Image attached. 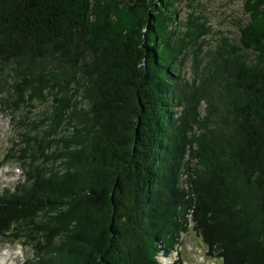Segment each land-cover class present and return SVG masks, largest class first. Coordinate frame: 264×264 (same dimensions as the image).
<instances>
[{"label": "trees", "instance_id": "obj_1", "mask_svg": "<svg viewBox=\"0 0 264 264\" xmlns=\"http://www.w3.org/2000/svg\"><path fill=\"white\" fill-rule=\"evenodd\" d=\"M177 2L0 0V104L16 120L54 98L18 127L24 178L0 192V239L25 241L28 264H158L189 210L210 257L264 264V0L191 81L206 31L176 38Z\"/></svg>", "mask_w": 264, "mask_h": 264}, {"label": "rangeland", "instance_id": "obj_2", "mask_svg": "<svg viewBox=\"0 0 264 264\" xmlns=\"http://www.w3.org/2000/svg\"><path fill=\"white\" fill-rule=\"evenodd\" d=\"M244 6L245 0H178L174 4L171 9L174 10L175 14L172 15L175 21L171 29L176 31V38L179 37V40L184 38L186 39L185 42H188L189 38L187 39L186 33H188L190 25H200L202 30L206 31L205 35L200 39L202 46L199 47L200 49L197 48L200 55L196 61L201 63L195 65L194 62L196 61L193 59L195 57L194 49L189 50L190 54L185 60L182 59L181 75L185 79L193 80L196 73L199 74V77L203 72L204 66L214 68L212 55L217 47L221 46L222 41L238 43L240 31L249 21V15L245 12ZM194 66L197 68L194 69ZM52 92L56 93L57 90ZM45 95L46 103L39 101L32 105L20 104L17 106L12 101L9 107H14V105L18 107V119L16 120L0 104V192H3L4 189L15 188L24 178L23 165L13 158L20 155V147H15V145L23 131L19 130L18 127L27 126L31 119L37 122L45 111L52 112L54 98L51 93L47 94L46 92ZM0 97L2 98L1 100L6 98L5 95ZM82 106L84 108L87 107L85 102H83ZM206 107L207 104L204 101L199 104L197 114L200 120L207 116ZM181 110V108H178L175 112H181ZM30 127L27 126L28 132H32L34 126L32 127L31 125ZM193 132L198 134L199 131L194 129ZM189 158L190 155L187 154L185 161L192 160ZM194 163L196 161L192 160V165ZM188 176V174L181 172L179 177V188L185 192L186 200L196 197L191 192V183ZM192 212V210H189L187 232L181 234L178 243H173L172 247L167 246L163 242L160 243V247L163 250L157 256L158 264H165L164 258L169 260V264H222L220 259L212 258L208 255L206 245L194 229ZM15 238L16 236L13 235L0 239V250L10 249L11 253L7 264H28L32 259L33 251L25 245V241L15 242Z\"/></svg>", "mask_w": 264, "mask_h": 264}, {"label": "bare ground", "instance_id": "obj_3", "mask_svg": "<svg viewBox=\"0 0 264 264\" xmlns=\"http://www.w3.org/2000/svg\"><path fill=\"white\" fill-rule=\"evenodd\" d=\"M10 249L0 250V264H7V260L10 257ZM165 264H169V260L165 259Z\"/></svg>", "mask_w": 264, "mask_h": 264}]
</instances>
